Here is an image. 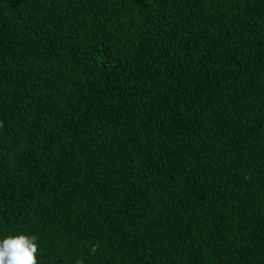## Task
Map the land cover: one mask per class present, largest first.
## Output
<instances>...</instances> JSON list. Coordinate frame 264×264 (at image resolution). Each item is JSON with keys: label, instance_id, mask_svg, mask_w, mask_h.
Listing matches in <instances>:
<instances>
[{"label": "trees", "instance_id": "obj_1", "mask_svg": "<svg viewBox=\"0 0 264 264\" xmlns=\"http://www.w3.org/2000/svg\"><path fill=\"white\" fill-rule=\"evenodd\" d=\"M21 234L37 264H264V0H0Z\"/></svg>", "mask_w": 264, "mask_h": 264}, {"label": "clouds", "instance_id": "obj_2", "mask_svg": "<svg viewBox=\"0 0 264 264\" xmlns=\"http://www.w3.org/2000/svg\"><path fill=\"white\" fill-rule=\"evenodd\" d=\"M37 239L21 234L0 241V264H37ZM98 249L99 245L93 244L90 251L95 254Z\"/></svg>", "mask_w": 264, "mask_h": 264}]
</instances>
